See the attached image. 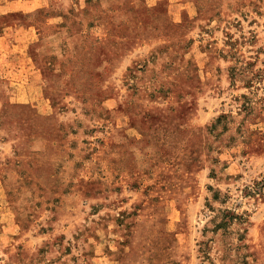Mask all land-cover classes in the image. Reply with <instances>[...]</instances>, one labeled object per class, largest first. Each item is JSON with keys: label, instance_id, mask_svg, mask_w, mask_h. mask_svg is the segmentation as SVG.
I'll use <instances>...</instances> for the list:
<instances>
[{"label": "rangeland", "instance_id": "374dc122", "mask_svg": "<svg viewBox=\"0 0 264 264\" xmlns=\"http://www.w3.org/2000/svg\"><path fill=\"white\" fill-rule=\"evenodd\" d=\"M0 264H264V0H0Z\"/></svg>", "mask_w": 264, "mask_h": 264}, {"label": "trees", "instance_id": "16d2710c", "mask_svg": "<svg viewBox=\"0 0 264 264\" xmlns=\"http://www.w3.org/2000/svg\"><path fill=\"white\" fill-rule=\"evenodd\" d=\"M259 184L260 183H257L253 189L245 187L243 190L244 196H262L263 188L259 187ZM210 189L212 191V188ZM220 195L221 194L219 191L214 190L212 192V201H220L219 199L225 201V199L228 198L226 194L223 195L222 198H220ZM206 205L208 206V208L212 209L210 201H208ZM219 213L222 215V217L219 218L215 216L210 220V223L212 224L213 228L212 231H214L215 233L218 231H222V233L220 234V236L222 235V237H220V239L225 241L224 244L227 245L228 250L246 246V244H244L243 242L246 240L247 233V228L245 226L248 225L249 222L247 212L237 214L234 210L231 209H220ZM217 239L218 236L216 237L214 235L212 238H209L204 244L206 245L208 242H211L210 244H212L213 242H217ZM203 254L204 258L209 259L208 252L204 251Z\"/></svg>", "mask_w": 264, "mask_h": 264}]
</instances>
